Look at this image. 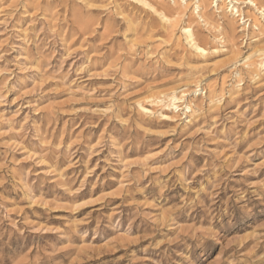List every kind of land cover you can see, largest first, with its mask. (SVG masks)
<instances>
[{
  "label": "rangeland",
  "instance_id": "obj_1",
  "mask_svg": "<svg viewBox=\"0 0 264 264\" xmlns=\"http://www.w3.org/2000/svg\"><path fill=\"white\" fill-rule=\"evenodd\" d=\"M0 264H264V0H0Z\"/></svg>",
  "mask_w": 264,
  "mask_h": 264
},
{
  "label": "bare ground",
  "instance_id": "obj_2",
  "mask_svg": "<svg viewBox=\"0 0 264 264\" xmlns=\"http://www.w3.org/2000/svg\"><path fill=\"white\" fill-rule=\"evenodd\" d=\"M223 1H224V0H223ZM232 8H233V7H232ZM231 10H232V9H231ZM259 23H260V22H259ZM259 23H258V24H259ZM258 24H257V26H258ZM259 26H260V25H259ZM190 37H191V34H190ZM197 49H198V50H202L201 47H198V46H197ZM177 99H178V98H176V97H173V98H172L173 102L179 101V100H177Z\"/></svg>",
  "mask_w": 264,
  "mask_h": 264
}]
</instances>
